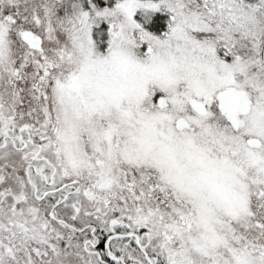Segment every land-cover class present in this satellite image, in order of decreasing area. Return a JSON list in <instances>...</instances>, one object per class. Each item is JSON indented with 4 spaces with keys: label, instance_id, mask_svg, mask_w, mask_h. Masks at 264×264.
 I'll use <instances>...</instances> for the list:
<instances>
[{
    "label": "snow or ice",
    "instance_id": "1",
    "mask_svg": "<svg viewBox=\"0 0 264 264\" xmlns=\"http://www.w3.org/2000/svg\"><path fill=\"white\" fill-rule=\"evenodd\" d=\"M0 264H264V0H0Z\"/></svg>",
    "mask_w": 264,
    "mask_h": 264
}]
</instances>
